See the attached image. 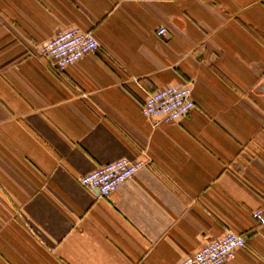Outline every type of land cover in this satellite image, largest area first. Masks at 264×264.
<instances>
[{"label":"crops","instance_id":"crops-1","mask_svg":"<svg viewBox=\"0 0 264 264\" xmlns=\"http://www.w3.org/2000/svg\"><path fill=\"white\" fill-rule=\"evenodd\" d=\"M72 25L100 48L61 71L38 48ZM185 82L187 115L142 114ZM121 157L108 197L79 183ZM258 208L264 0H0V264H176L227 230L224 264H264Z\"/></svg>","mask_w":264,"mask_h":264},{"label":"built area","instance_id":"built-area-1","mask_svg":"<svg viewBox=\"0 0 264 264\" xmlns=\"http://www.w3.org/2000/svg\"><path fill=\"white\" fill-rule=\"evenodd\" d=\"M156 33L165 34L166 27H158ZM99 48V41L91 32L72 25L59 30L40 45L38 52L47 57L56 69L63 71L84 55L96 53ZM193 107L192 85L185 82L149 93L144 101L142 114L156 124L171 123L187 115ZM143 165L144 161L121 157L80 175L78 180L82 186L88 189L98 188L102 197H108ZM251 216L257 226L264 225V212L261 208L255 209ZM245 245L244 234L227 230L176 264H224L233 257L236 249Z\"/></svg>","mask_w":264,"mask_h":264},{"label":"water","instance_id":"water-1","mask_svg":"<svg viewBox=\"0 0 264 264\" xmlns=\"http://www.w3.org/2000/svg\"><path fill=\"white\" fill-rule=\"evenodd\" d=\"M94 190H95V191H97V192L99 193V190H98V188H94Z\"/></svg>","mask_w":264,"mask_h":264}]
</instances>
